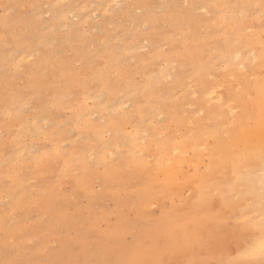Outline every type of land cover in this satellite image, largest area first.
I'll list each match as a JSON object with an SVG mask.
<instances>
[{"label": "rangeland", "instance_id": "374dc122", "mask_svg": "<svg viewBox=\"0 0 264 264\" xmlns=\"http://www.w3.org/2000/svg\"><path fill=\"white\" fill-rule=\"evenodd\" d=\"M263 29L264 0H0V264H261L252 250L264 223L256 199L264 167L242 165L248 187L228 192L229 170L211 176L197 203L194 181L171 187L155 165L162 161L167 169L182 151L190 159L198 155L199 172H205L214 160L208 156L246 154L238 129L251 128L257 117L253 95L264 81Z\"/></svg>", "mask_w": 264, "mask_h": 264}, {"label": "bare ground", "instance_id": "6f19581e", "mask_svg": "<svg viewBox=\"0 0 264 264\" xmlns=\"http://www.w3.org/2000/svg\"><path fill=\"white\" fill-rule=\"evenodd\" d=\"M223 6V5H222ZM225 6V5H224ZM225 14V13H224ZM227 15H229V14H227ZM226 15V16H227ZM225 16V17H226ZM224 31V30H223ZM263 31H264V29H263ZM225 32V31H224ZM224 32H222V34L224 33ZM264 33V32H263ZM259 33H257V35H258ZM256 35V36H257ZM225 37V36H224ZM228 37L226 36V38L225 39H227ZM257 38L260 40V38L257 36ZM229 39V38H228ZM254 40H256V38L254 39ZM264 40V39H263ZM263 40H260V42L262 41L263 42ZM223 41L221 40L220 41V43H222ZM260 42H259V44H260ZM224 43V42H223ZM250 43V42H249ZM253 43V42H252ZM259 44H257V48H258V45ZM215 45H217L218 46V44H215ZM225 45H227L226 44V41H225ZM229 45V44H228ZM247 45H249V44H247ZM232 47V46H231ZM256 47V46H255ZM254 47V48H255ZM260 47V46H259ZM131 48V47H130ZM187 48V47H186ZM196 48V47H195ZM216 48V47H215ZM214 48V49H215ZM224 48L225 47H223V50H224ZM230 48V47H229ZM228 48V49H229ZM233 48V47H232ZM240 48V47H239ZM261 48V47H260ZM219 49V48H218ZM241 49V48H240ZM240 49H238L239 51H242V50H240ZM243 49V48H242ZM217 50V49H216ZM215 50V51H216ZM231 50V49H230ZM229 50V51H230ZM237 50V51H238ZM259 50H261V49H259ZM258 50V51H259ZM264 50V49H263ZM244 51V50H243ZM254 51V50H253ZM193 53V52H192ZM238 53V52H237ZM237 53H236V55H237ZM244 53H246V52H244ZM189 54V53H188ZM239 54V53H238ZM242 54V53H241ZM226 55V54H225ZM232 55V54H231ZM230 55V56H231ZM234 55H235V53H234ZM201 56V55H200ZM237 56H240V55H237ZM253 56H255V55H253ZM252 56V57H253ZM217 57V56H216ZM235 57V56H234ZM237 58V57H236ZM257 58V57H256ZM110 59H112L111 57H110ZM219 59H222V58H219ZM227 59V58H226ZM234 59V58H233ZM239 59V58H238ZM241 59L243 60V58H242V56H241ZM245 59H249V58H245ZM260 58L258 57V60H259ZM194 60H196V59H194ZM205 60V59H204ZM236 61H237V59H235ZM252 60H253V58H252ZM206 61V60H205ZM208 61H210V60H208ZM230 61V60H229ZM234 61V60H233ZM236 61H235V63H236ZM244 61V60H243ZM242 61V63H241V65L243 64V63H245V62H243ZM260 61V60H259ZM262 61L263 60H261V63H262ZM110 62V61H109ZM113 62V61H112ZM222 62V61H221ZM227 62V61H226ZM232 62V61H231ZM240 62V61H239ZM209 63V62H208ZM228 63V62H227ZM258 63V62H257ZM256 63V64H257ZM236 64H239V63H236ZM259 64H260V62H259ZM263 64V63H262ZM224 65H226V63H224ZM230 65V64H229ZM235 65V64H234ZM234 65H231V66H234ZM240 66V65H239ZM239 66L238 67H236V68H239ZM262 66V65H261ZM183 67V66H182ZM185 67V66H184ZM183 67V68H184ZM241 67V66H240ZM194 67L192 66V69H193ZM228 68V67H227ZM234 68V67H233ZM232 68V69H233ZM241 68H243V67H241ZM260 68V67H259ZM258 68V69H259ZM262 68V67H261ZM185 69H186V67H185ZM195 69V68H194ZM200 69H201V67H200ZM229 69V68H228ZM227 69V70H228ZM240 69V68H239ZM238 69V70H239ZM257 69V70H258ZM188 70V69H187ZM198 70V69H197ZM226 70V72H229V71H227ZM241 70V69H240ZM260 70V69H259ZM258 70V71H259ZM184 72L186 71V70H183ZM192 71H194V70H192ZM195 71H196V69H195ZM202 71V70H201ZM230 71H232V70H230ZM242 71V70H241ZM200 72V71H199ZM226 72H225V74H226ZM261 72V71H260ZM260 72H259V74H260ZM162 73V72H161ZM161 73L159 74V75H161ZM257 73V72H256ZM197 74H198V72H197ZM233 74V73H232ZM159 75H157V76H159ZM200 75V74H199ZM228 75H229V73H228ZM234 75V74H233ZM247 75V74H246ZM245 75V76H246ZM255 75V74H254ZM254 75H252L253 77H254ZM102 76V75H101ZM100 76V77H101ZM107 76V75H106ZM177 76V75H176ZM202 76V75H201ZM103 77H104V75H103ZM160 77V76H159ZM228 78H231L232 77V75L229 77V76H227ZM237 77V76H236ZM197 78V77H196ZM233 78H234V76H233ZM242 78V77H241ZM245 78H248V77H245ZM198 79V78H197ZM237 79H238V77H237ZM251 79V78H250ZM254 79V78H253ZM259 79V78H258ZM103 80V79H102ZM260 80V79H259ZM151 81V80H150ZM150 81L148 82L149 84H150ZM245 81H247V79L245 80ZM107 81L105 80V82H104V84L106 83ZM232 82H234L233 80L231 81V85H232ZM154 83H155V81H154ZM103 84V85H104ZM128 84V83H127ZM126 84V85H127ZM148 84V85H149ZM234 84V83H233ZM236 84H237V81H236ZM255 84H257V81H255ZM157 85H158V82H157ZM156 85V86H157ZM231 85H228L229 87H231ZM94 86V85H93ZM98 86V85H97ZM96 86V87H97ZM129 86V85H128ZM214 86V85H213ZM252 86V85H251ZM233 87V86H232ZM235 87H239V85L238 86H236V85H234V88ZM95 88V87H94ZM103 88V86L101 87V89ZM147 88V87H146ZM152 88V87H151ZM157 88V87H156ZM155 88V89H156ZM233 88V89H234ZM246 88V87H245ZM253 88V87H252ZM96 89V88H95ZM120 90H121V88H119ZM127 89V88H126ZM142 89V88H141ZM152 89H154V88H152ZM154 89V90H155ZM255 89H257V91H256V95H253V96H255V100L253 101L254 102V104H255V106L258 108V113L256 114L257 115V117H256V120H255V122H254V124H253V126L251 127V128H249L248 127V129H245V128H240V126H237V128L236 129H238V127L240 128V129H238L239 130V140H238V143L242 146V147H244L245 146V149H246V154H239L238 152H239V150H238V154L239 155H237V154H234V153H232L233 155H236L235 157H232V154L230 153V152H227L226 153V151H230V150H226L225 152H220L219 153V156L217 155L216 156V158H215V156H214V154L213 155H211V156H208L209 158H210V160H212V159H214L213 160V164L210 166V162H208V164H209V168L205 171V172H199V168H201V166H200V164H199V161H198V155H196V157L194 158H188L186 155H185V153L184 152H182L181 151V153L178 151L179 150V148H182L181 146H178L179 145V142H178V145L176 144V146H177V148H178V150H176L177 152H179L180 153V157L169 167V166H167L168 168L167 169H165V165H163V162L162 161H159L158 162V160H156L157 161V163H156V170L158 171V173H161L162 174V176H163V181H164V184H165V180H166V183L167 184H173V183H175L174 185L176 186V183H179V184H182V185H186V184H189V183H191V184H193V181H194V183L196 184V188H197V195H196V197H195V201H197V203H200L201 202V197H202V194H201V192L203 191V189L206 187V184H207V182L209 181L208 179L211 177V176H213V177H215V175H217L218 176V174H226L227 172H229L230 174L229 175H231V177H230V181L228 182V183H226V192H228V191H230L232 188H234L235 186H246V182H247V175L246 174H244V173H241V171H240V169L243 171V166L242 165H246V166H256L257 167V165H261L262 166V168L264 167L263 165H264V81H261V82H259L258 84H257V87L255 88ZM120 90H119V93H120ZM149 90V89H148ZM144 91H145V89H144ZM144 91H142V93L144 92ZM230 91V90H229ZM234 91H235V89H234ZM234 91H232V92H234ZM248 91V90H247ZM107 92V91H106ZM109 92V91H108ZM124 92H126V91H124ZM145 92H147V91H145ZM144 92V93H145ZM231 92V93H232ZM249 92H250V90H249ZM252 92V91H251ZM123 93V92H122ZM140 92H138L137 93V95L139 94ZM214 93V92H213ZM213 93H212V95H213ZM109 94V93H108ZM124 94V93H123ZM151 94V93H150ZM158 94V93H157ZM249 94V93H248ZM209 95H210V93H209ZM241 95H243V94H241ZM240 95V96H241ZM244 95H246V94H244ZM116 96H117V94H116ZM211 96V95H210ZM209 96V97H210ZM216 96V95H215ZM232 96H234L233 94H232ZM248 96V95H247ZM106 97V96H105ZM150 97V96H149ZM244 96H242V97H239V98H243ZM246 97V96H245ZM110 98V97H109ZM109 98H107V101H108V99ZM151 98H153V96L151 97ZM151 98H150V100H151ZM154 98H156V97H154ZM159 98V97H158ZM214 98V97H213ZM217 99H218V97H216ZM230 98V97H229ZM236 98V97H235ZM113 99V98H112ZM157 99V98H156ZM234 99V98H233ZM233 99L231 100V102L233 101ZM246 99H248V97L246 98ZM148 99H146V101H147ZM220 100V101H219ZM236 100V99H235ZM250 100V99H249ZM96 102H97V100H95ZM104 101H106V100H104ZM215 101H217V100H215ZM214 101V102H215ZM218 101L219 102H221V104H222V101H221V99H218ZM228 101V100H227ZM237 101H238V99H237ZM237 101H236V103H237ZM102 102V101H101ZM101 102L99 103V102H97V103H99L98 105L101 107ZM143 102V101H142ZM151 102V101H150ZM225 102V101H224ZM252 102V103H253ZM105 103V102H104ZM147 103H149V101L147 102ZM121 104V103H120ZM150 104V103H149ZM149 104L147 105V106H149ZM219 104V103H218ZM238 104V103H237ZM97 105V106H98ZM216 105H217V102H216ZM215 105V108L213 109L214 110V112H215V110H216V108H218L219 106H220V104H219V106L217 107ZM96 106V105H95ZM103 106V105H102ZM105 106V105H104ZM233 106V105H232ZM237 106V105H236ZM244 106H246V105H242V107H244ZM81 107V106H80ZM79 107V108H80ZM99 107V108H100ZM109 107V106H108ZM150 107V106H149ZM223 107V106H222ZM234 107H235V105H234ZM241 107V106H240ZM102 108V107H101ZM110 108H112V107H110ZM140 108V107H139ZM139 108H138V110H139ZM142 108V107H141ZM140 108V109H141ZM224 108H225V105H224ZM237 108H239V107H236L235 109H237ZM249 108V110L251 109V107H248ZM86 109V107L84 108V110ZM107 109V108H106ZM106 109H104V110H106ZM146 109V108H145ZM145 109H144V111H145ZM227 109L228 108H226L225 109V111L224 112H226L227 111ZM241 109V108H240ZM252 109H254V107L252 108ZM108 110V109H107ZM106 110V111H107ZM152 110V109H151ZM212 110V109H211ZM229 110V109H228ZM238 110V109H237ZM242 110V109H241ZM241 110H238V112L239 111H241ZM113 111H115V110H113ZM112 110H111V112H113ZM117 111V110H116ZM139 111H141V112H139V114L140 113H142V110H139ZM158 111V110H157ZM246 111H248V110H246ZM84 112V111H83ZM147 112V111H146ZM245 112V111H244ZM108 113V112H107ZM216 113V112H215ZM226 113H228V112H226ZM232 113H234V110H232ZM253 113V112H252ZM9 114V113H8ZM115 114V113H114ZM136 114V113H135ZM138 114V115H139ZM151 114V113H150ZM210 114V113H209ZM229 114V113H228ZM83 115V114H82ZM137 115V114H136ZM216 115V114H215ZM231 115V114H230ZM85 116H86V114H85ZM111 116H113V114H111ZM143 116V115H142ZM158 116V115H157ZM237 116V115H236ZM239 116V115H238ZM141 117V116H140ZM207 117V116H206ZM206 117L204 116V118L206 119ZM214 117V116H213ZM216 117V116H215ZM225 117H226V115H225ZM227 117H228V115H227ZM253 117V116H252ZM122 118H124V117H122ZM141 118H145V116L144 117H141ZM141 118H140V120H141ZM203 118V119H204ZM216 118H218V116L216 117ZM216 118H214V120L213 121H215L216 120ZM130 119V118H129ZM202 119V120H203ZM228 120H229V118H227ZM240 119V118H239ZM78 120V119H77ZM83 120V119H82ZM87 120V119H86ZM136 120H138V119H136ZM209 120V119H208ZM218 120V119H217ZM79 121H81V119L79 118ZM79 121H78V123H79ZM127 121H128V119H127ZM201 121V120H200ZM200 121H198L199 123H200ZM203 121H207V120H203ZM239 121V120H238ZM237 121V122H238ZM139 122V121H138ZM141 122V121H140ZM208 122V121H207ZM207 122H206V124H207ZM210 122V121H209ZM232 122V121H231ZM235 122V121H234ZM83 123H85V121L83 122ZM87 123H89L88 121H87ZM205 123V122H204ZM218 123V122H217ZM216 123V124H217ZM247 123V122H246ZM249 123V122H248ZM77 124V123H76ZM86 124V123H85ZM78 125H80V129H82V127H81V124H78ZM83 125V124H82ZM89 125H90V123H89ZM138 125V124H137ZM215 125V124H214ZM214 125H213V127H214ZM233 125V124H232ZM237 125V124H236ZM246 125V127H247V124H245ZM87 126H88V124H87ZM199 126V125H198ZM92 127V126H91ZM110 127H112L113 128V126H110ZM202 127H203V125H202ZM207 127V126H206ZM223 127V126H222ZM228 127H230L231 128V126H229L228 125ZM135 128H137V126H135ZM142 128V127H141ZM196 128H197V125H196ZM108 129H110V128H108ZM206 129V128H205ZM215 129V128H214ZM235 129V130H236ZM93 130H95V132H93V134H95L96 132H97V130H96V126L94 127V129ZM139 130V129H138ZM163 130H164V128H163ZM194 130V129H193ZM208 130V129H207ZM224 130V129H223ZM99 131H101L102 132V129L101 130H99ZM107 131V130H106ZM121 131V130H120ZM135 131V130H134ZM202 131H204V130H202ZM211 131V130H210ZM61 132V131H60ZM100 132V133H101ZM116 132V131H115ZM122 132V131H121ZM136 133H137V131H135ZM201 132V131H200ZM214 132H215V130H214ZM221 132V131H220ZM233 132H234V130H233ZM236 132V131H235ZM125 133V132H124ZM133 133V132H132ZM132 133H131V136H130V138H132ZM138 133H140V132H138ZM193 133V132H192ZM199 133V132H198ZM205 133V132H204ZM206 133H207V131H206ZM205 133V134H206ZM61 134H62V132H61ZM60 133H58V136L59 137H61L62 135H61ZM97 134V133H96ZM95 134V135H96ZM113 134V133H112ZM126 134V133H125ZM203 134V133H202ZM238 133H236V135H237ZM98 135V134H97ZM96 135V136H97ZM123 135V134H122ZM121 135V136H122ZM204 135V134H203ZM222 135H224V134H222ZM226 135H227V132H226ZM232 135V134H231ZM236 135H234V136H236ZM89 136V135H88ZM95 136V137H96ZM101 136V135H100ZM119 135H117V137H118ZM150 136V135H149ZM193 136H194V134H193ZM197 136V135H196ZM195 136V137H196ZM134 137V136H133ZM140 137V136H139ZM143 137V136H142ZM152 137V136H151ZM150 137V138H151ZM205 137V136H204ZM203 137V138H204ZM229 137H231V136H229ZM94 138V137H93ZM120 138H122V137H120ZM125 138H126V136H125ZM124 137H123V139H125ZM190 138V137H189ZM217 138V137H216ZM225 138H228V136L226 137L225 136ZM96 139V138H95ZM100 139H101V142L103 141L102 140V138L100 137ZM99 139V140H100ZM116 139V138H115ZM115 139H113V140H115ZM127 140H128V138H126ZM141 139H143V138H141ZM149 138H147V140H148ZM153 138H151V140H152ZM180 139V138H179ZM193 139V138H192ZM205 139V138H204ZM204 139H203V141H204ZM212 138H210V140H211ZM238 139V138H237ZM112 140V141H113ZM116 140H118V139H116ZM127 140H124V142L125 141H127ZM135 140V138L133 139V141ZM137 140H140L139 138L137 139ZM176 140V139H175ZM183 140V139H182ZM191 140V139H190ZM194 140V139H193ZM215 140V139H214ZM217 140V139H216ZM215 140V141H216ZM227 140H229V139H227ZM232 140V139H231ZM230 140V141H231ZM157 141V140H156ZM184 141V140H183ZM207 141V140H206ZM226 141V140H225ZM229 141V142H230ZM89 142V141H88ZM92 142V141H91ZM94 142V141H93ZM92 142V143H93ZM97 142H98V140H97ZM116 142V141H115ZM114 142V143H115ZM123 142V143H124ZM149 143H150V141H148ZM154 142V141H153ZM167 142V141H166ZM185 142V141H184ZM184 142H182V143H184ZM187 142V141H186ZM185 142V143H186ZM188 142H189V139H188ZM205 142V141H204ZM232 142H233V140H232ZM90 143V142H89ZM95 143V142H94ZM155 143V142H154ZM168 143H169V141H168ZM168 143H166L167 145H168ZM91 144V143H90ZM100 144V143H99ZM125 144V143H124ZM132 144V143H131ZM134 144V143H133ZM171 144H174V142H172ZM194 144V143H193ZM198 144V143H197ZM204 144V143H203ZM207 143H205V145H206ZM116 145V144H115ZM128 145V144H127ZM186 145V144H185ZM184 145V146H185ZM207 145H209V144H207ZM212 145V144H211ZM216 145V147H217V144H215ZM215 145H212V146H215ZM101 146V145H100ZM102 146H103V144H102ZM102 146L101 147H99V149L100 148H102ZM114 146V145H113ZM113 146H111L110 147V149H112L113 148ZM122 146H124V145H122ZM147 146V145H146ZM159 146H161V145H159ZM158 146V147H159ZM80 147V146H79ZM97 147V149H98V146H96ZM116 149H117V147H118V145L117 146H114ZM128 147V146H127ZM162 147V146H161ZM164 147V146H163ZM168 147H172L171 145L169 146L168 145ZM175 147V146H174ZM192 147V146H191ZM231 147V146H230ZM238 147V146H237ZM242 147H240V148H242ZM90 148V147H89ZM94 148V147H93ZM176 148V147H175ZM187 148V147H186ZM204 148V147H203ZM211 148V147H210ZM233 148V147H232ZM234 148H235V145H234ZM96 149V150H97ZM136 149V148H135ZM138 149H139V147H138ZM155 149H158L157 148V146L156 147H154V150ZM162 149V148H161ZM161 149H160V151H161ZM188 150H189V148H187ZM199 149H200V147H199ZM209 149V148H208ZM208 149H206V151L208 150ZM212 149V148H211ZM231 149V148H230ZM237 149V148H236ZM53 150V149H52ZM88 150V149H87ZM92 150V149H91ZM103 150V149H102ZM129 150H131V149H129ZM163 150V149H162ZM186 150V149H185ZM191 150H192V148H191ZM203 150V149H202ZM204 150H205V148H204ZM233 150V149H232ZM231 150V151H232ZM235 150V149H234ZM84 151V150H83ZM121 151V150H120ZM124 151V150H123ZM134 151V150H133ZM210 151V150H209ZM212 151V150H211ZM210 151V152H211ZM54 152H56V150H54ZM53 152V153H54ZM80 152V151H79ZM88 152H89V150H88ZM87 152V153H88ZM97 152V151H96ZM142 152H145V153H147L146 152V150H144V151H142ZM152 152V151H151ZM155 152V151H154ZM173 153L175 152V150L174 151H172ZM197 152V151H196ZM199 152H202L201 151V149H200V151ZM217 152V151H216ZM218 152H219V150H218ZM234 152V151H233ZM82 152H80V154H81ZM92 153H94L95 154V151L94 152H92ZM101 153V152H100ZM127 153V152H126ZM129 153V152H128ZM176 153V152H175ZM187 153H189V152H187ZM204 153V152H203ZM215 153V152H214ZM230 153V154H229ZM236 153V152H235ZM50 154V153H49ZM51 154H52V151H51ZM57 154V153H56ZM85 154V153H84ZM120 154V153H119ZM140 154V153H139ZM161 154V153H160ZM172 154V153H171ZM211 154V153H210ZM229 154V155H228ZM59 155V154H58ZM96 155V154H95ZM106 155H107V152H106ZM112 155V154H111ZM126 155H128V154H126ZM141 155V154H140ZM139 155V156H140ZM147 155V154H146ZM152 155H153V153H152ZM152 155H151V157H152ZM167 155V154H166ZM192 155H195V153L194 154H192ZM192 155H189V156H191L192 157ZM206 156V154L204 153L203 154V157H205ZM56 155H55V153H54V157H55ZM131 156V155H130ZM138 156V157H139ZM142 156V155H141ZM140 156V157H141ZM159 156V155H158ZM171 156V155H170ZM177 156H179V155H177ZM202 156V155H201ZM60 157V156H59ZM59 157H57L58 159H59ZM77 157V156H76ZM81 157H83V155L81 156ZM107 157H109V156H107ZM123 157V156H122ZM150 157V156H149ZM160 157V156H159ZM158 157V158H159ZM56 158V157H55ZM61 158V157H60ZM71 158V157H70ZM84 158V157H83ZM83 158H81V159H79L80 161H82L83 163H87V161H85L84 162V159ZM85 158H87V157H85ZM100 158V157H99ZM125 158H126V156H125ZM124 158V159H125ZM171 158V157H170ZM169 158V159H170ZM201 159H203L202 157H200ZM74 159H75V156H74ZM78 159V158H77ZM77 159H76V161H77ZM93 159V158H92ZM95 159H97V158H95ZM94 159V160H95ZM133 159V158H132ZM136 159H138V158H135V160L132 162L130 159V162L133 164L135 161H136ZM154 159V158H153ZM159 159H161V158H159ZM172 159H174V157L172 156ZM171 159V160H172ZM18 160V159H17ZM93 160V161H94ZM99 160V159H98ZM107 160H108V158H107ZM120 160V159H119ZM118 160V161H119ZM127 160H128V158H127ZM155 160V159H154ZM165 160V159H164ZM167 160V159H166ZM175 160V159H174ZM209 160V161H210ZM15 161H16V158H15ZM74 161V160H73ZM75 161V162H76ZM89 161H92V160H89ZM97 161V160H96ZM138 161H139V159H138ZM151 161H152V159H151ZM169 161V160H168ZM167 161V164L169 163ZM11 162L12 161H8V163H10L11 164ZM17 162V161H16ZM99 162V161H98ZM103 162V161H102ZM105 162H108L109 164L111 163V161H105ZM120 162H122V161H120ZM155 162V161H154ZM205 162V161H204ZM65 163H66V161H65ZM85 163V164H86ZM90 163V162H89ZM92 163V162H91ZM107 163V164H108ZM172 163V162H171ZM212 163V162H211ZM39 164V163H38ZM67 164V163H66ZM73 164V163H72ZM88 164V163H87ZM86 164V165H87ZM93 164V163H92ZM118 164H121V163H118ZM128 164H130L129 163V161H128ZM199 164V165H198ZM202 164V163H201ZM204 164V163H203ZM202 164V165H203ZM207 164V163H206ZM12 165H13V162H12ZM80 165V164H79ZM83 165V164H82ZM86 165H84V169L86 168V167H88V166H86ZM99 165V163L98 164H96L95 166H98ZM115 165V164H114ZM123 165V164H122ZM127 165V164H126ZM135 165V164H134ZM140 165H142V164H140ZM11 166V165H10ZM13 166H15V165H13ZM39 166V165H38ZM86 166V167H85ZM101 166V165H100ZM109 166V165H108ZM111 166V165H110ZM109 166V167H110ZM128 166L129 165H127L126 167L128 168ZM200 166V167H199ZM245 166V167H246ZM65 167V166H64ZM67 167V166H66ZM94 167V166H93ZM106 167H107V165H106ZM116 167V166H115ZM124 167V166H123ZM205 167V166H204ZM244 167V168H245ZM89 168V167H88ZM111 168V167H110ZM113 168V167H112ZM120 168H121V166H120ZM127 168H125V169H127ZM130 168V167H129ZM186 168V169H185ZM249 168V167H248ZM259 168V167H258ZM67 170H68V168H66ZM64 170V171H67V170ZM69 169H70V167H69ZM92 169V168H91ZM97 169V168H96ZM100 169V168H99ZM117 171L119 170L118 169V166H117ZM116 169H115V171H116ZM124 169V168H123ZM131 169V168H130ZM136 169V168H135ZM205 169H206V167H205ZM247 169V168H246ZM245 169V170H246ZM253 170H255L254 168H252ZM86 171H87V168L85 169ZM98 170V169H97ZM111 170V169H110ZM187 170V171H186ZM190 170V171H189ZM229 170V171H228ZM253 170H251V173L253 172ZM262 171L264 170V169H261ZM106 171H107V169H106ZM201 171V170H200ZM247 171V170H246ZM250 171V170H249ZM249 171H247L248 173H249ZM68 172V171H67ZM67 172H66V174H67ZM85 172V171H84ZM100 172H101V170H100ZM120 172H122V171H120ZM150 172V171H149ZM189 172H191V174H189ZM244 172V171H243ZM264 172V171H263ZM92 173V172H91ZM105 174L107 173V172H104ZM115 173H117V172H115ZM246 173V172H245ZM261 173V172H260ZM62 174H64L65 175V172L64 173H62ZM96 174V173H95ZM113 174H114V172H113ZM118 174V173H117ZM117 174H115V175H117ZM228 174V173H227ZM258 174V173H257ZM101 175V174H100ZM108 175V174H107ZM110 175V174H109ZM221 175H219V176H221ZM264 175V174H263ZM112 176V175H111ZM110 176V177H111ZM119 176H120V173H119ZM118 175L116 176V178L117 177H119ZM216 176V177H217ZM218 176V177H219ZM222 176H224L225 177V175H222ZM226 176H228V175H226ZM253 175H249V177H251V178H253L252 177ZM105 177H106V175H105ZM104 177V178H105ZM115 177V176H114ZM113 177V178H114ZM127 177V176H126ZM131 177V176H130ZM260 177H261V174H260ZM263 177V176H262ZM120 178V177H119ZM122 178V177H121ZM221 178V177H220ZM227 178V177H226ZM250 178V179H251ZM255 178V177H254ZM257 178H259V177H257ZM108 179V178H107ZM106 179V180H107ZM111 179V178H110ZM110 179H108V180H110ZM138 179V178H137ZM136 179V181H139V180H137ZM141 179V178H140ZM260 179V178H259ZM257 180V179H255L256 180V182L257 181H259V183L258 184H262V182H260V180ZM261 179H263V178H261ZM95 180V179H94ZM93 180V181H94ZM100 180V179H99ZM117 180V179H116ZM115 180V182H117ZM121 180V179H120ZM217 179H215V181H216ZM253 180V179H252ZM255 180L253 181V182H255ZM264 180V179H263ZM80 181V180H79ZM130 181V180H129ZM128 181V182H129ZM131 181H133V180H131ZM130 181V182H131ZM100 182V181H99ZM109 182H111V181H109ZM127 182V183H128ZM133 182H135V180L133 181ZM140 182V181H139ZM144 182H146V181H144ZM120 183L121 182H119V185H120ZM136 183V182H135ZM78 184L80 185V182H78ZM77 184V185H78ZM118 184V183H117ZM139 184V183H138ZM210 184V183H209ZM260 184V185H261ZM78 185V186H79ZM127 185V184H126ZM170 185V186H171ZM178 185V184H177ZM211 185V184H210ZM210 185H208L209 187H210ZM257 185V184H256ZM259 185V186H260ZM81 186V185H80ZM105 186V185H104ZM123 186V185H122ZM170 186H169V188H170ZM191 186H193V185H191ZM211 186H213V185H211ZM215 186V185H214ZM217 186V185H216ZM252 186H255V185H252ZM118 187V186H117ZM116 187V188H117ZM126 187H128V186H126ZM153 187V186H152ZM171 187H173V185L171 186ZM248 186H246V188H247ZM249 187H251V186H249ZM82 188V187H81ZM84 188V187H83ZM107 188V187H106ZM142 188V187H141ZM151 188V187H150ZM149 188V189H150ZM190 188V187H189ZM218 188V187H217ZM222 188V187H221ZM221 188H219L220 190H221ZM246 188H245V190H246ZM104 189H105V187H104ZM134 189V188H133ZM152 189V188H151ZM176 189H178V188H176ZM211 189H212V187H211ZM215 189V188H214ZM213 189V190H214ZM253 189V188H252ZM259 189H260V194L256 197V199L258 200V202H259V207H260V210L261 211H259V212H262V214L264 215V186L263 187H259ZM258 188L256 189L257 190V193H258V190H259ZM90 190V189H89ZM123 190H124V187H123ZM127 190V189H126ZM130 190H132V189H130ZM129 189H128V195H129V191H130ZM135 190V189H134ZM192 190V189H191ZM207 190V189H206ZM244 190V191H245ZM87 191V190H86ZM116 191H119V190H117L116 189ZM121 191V190H120ZM138 191V190H137ZM139 191H140V189H139ZM144 191V190H143ZM150 191V190H149ZM183 191V190H182ZM189 191V189L186 191V192H188ZM193 191V190H192ZM207 191H209V189L207 190ZM217 191V190H216ZM247 191H248V189H247ZM252 191V190H251ZM251 191H249V192H251ZM111 192V191H110ZM114 192V191H113ZM123 192L124 191H122V194H123ZM148 192V191H147ZM155 192H157L156 191V189H155ZM206 192V191H205ZM221 192V191H220ZM117 193V192H116ZM120 193V192H119ZM126 193V192H125ZM134 193V195L135 194H137L136 193V190H135V192H133ZM133 193H131L132 195H133ZM142 193V192H141ZM141 193H139L138 195H140ZM149 193H151V191L149 192ZM160 193V192H159ZM161 193H163V192H161ZM181 193H185L184 191L183 192H181ZM212 193V190H211V192L208 194V195H210ZM245 193H246V191H245ZM12 194V193H11ZM85 194V193H84ZM110 194V193H109ZM115 194V193H114ZM113 194V195H114ZM145 194V193H144ZM143 194V195H144ZM148 194V193H147ZM204 194V193H203ZM219 194V193H218ZM221 194V193H220ZM242 196L244 195L243 194V191H242V193H240ZM239 194V195H240ZM81 195V194H80ZM90 195V194H89ZM117 195V194H116ZM163 195V194H162ZM161 195V196H162ZM179 195V194H178ZM181 195V194H180ZM179 195V196H180ZM183 195V194H182ZM181 195V196H182ZM216 195V194H215ZM238 194H237V196H239ZM251 195V194H250ZM256 195V194H255ZM10 196V195H9ZM91 196V195H90ZM117 196H119L120 198H121V196L120 195H117ZM131 196V195H130ZM153 196V195H152ZM160 196V197H161ZM184 196V195H183ZM182 196V197H183ZM187 196V195H186ZM186 196H184V197H186ZM189 196V198H190V195H188ZM187 196V197H188ZM203 196H205V195H203ZM207 196V195H206ZM214 196V195H213ZM216 196H218V195H216ZM215 196V199L217 198ZM220 196V195H219ZM218 196V197H219ZM230 195H228V197H229ZM116 197V196H115ZM118 197V198H119ZM128 196L126 195V198H127ZM138 197V196H137ZM139 197H141V196H139ZM222 197H223V195H222ZM227 197V198H228ZM236 197V196H235ZM240 197V196H239ZM239 197H237V199L239 198ZM108 198V197H107ZM111 198V197H110ZM113 198V197H112ZM126 198H125V202H126ZM143 198V197H142ZM162 198V197H161ZM203 198H207V197H203ZM213 198V197H212ZM211 198V199H212ZM115 199H117V197L115 198ZM114 199V200H115ZM123 199V198H122ZM138 199V198H137ZM178 199V198H177ZM180 199V198H179ZM191 199V198H190ZM244 199V198H243ZM247 199V198H246ZM246 199H244V200H246ZM249 199V198H248ZM253 199V198H252ZM187 200H189V199H187ZM193 199H191V201H192ZM203 200V199H202ZM204 200H206V199H204ZM229 199H227V201H228ZM240 200H242V199H240ZM162 202H164L163 200H161ZM212 201H213V199H212ZM214 201H216V200H214ZM226 201V200H225ZM229 201H231V199L229 200ZM233 201H235V200H233ZM239 201V200H238ZM243 201V200H242ZM254 201H255V198H254ZM253 201V202H254ZM16 202V201H15ZM18 202V201H17ZM125 202H123V203H125ZM175 202V201H174ZM193 202V201H192ZM210 202V201H209ZM232 202V201H231ZM237 202V201H236ZM244 202H246V201H244ZM249 202H250V200H249ZM127 203H130V201L129 202H127ZM134 203V202H133ZM158 203V202H157ZM157 203H155V204H157ZM190 203V202H189ZM233 203V202H232ZM243 203V202H242ZM241 203V201H240V204H242ZM256 203V202H255ZM115 204H116V202H115ZM126 204V203H125ZM154 204V205H155ZM174 204V203H173ZM139 205V204H138ZM138 205H136V206H138ZM189 205V204H188ZM256 205H257V203H256ZM190 206V205H189ZM244 206V205H243ZM134 207V208H133ZM133 207L131 206L130 208H131V210H132V208L133 209H136V207H135V205H133ZM143 207H145L144 205H143ZM152 207V206H151ZM173 207V206H172ZM183 207V206H182ZM182 207H180V208H182ZM185 207V206H184ZM245 207V206H244ZM90 208V207H89ZM129 208V209H130ZM243 208V207H242ZM121 209V208H120ZM150 209V208H149ZM183 209V208H182ZM238 209V208H237ZM258 209V208H257ZM176 210V209H175ZM177 210H179V209H177ZM243 210V209H242ZM255 210H256V208H255ZM254 210V211H255ZM214 211V210H213ZM252 211V210H251ZM258 211H256V212H258ZM122 212V211H121ZM239 212V211H238ZM242 212V211H241ZM224 213V212H223ZM227 213H229V212H227ZM247 213V212H246ZM250 213H253V212H250ZM112 214V213H111ZM115 214V213H114ZM114 214H112V215H114ZM166 214V213H165ZM121 215V214H120ZM124 215V214H123ZM225 215V214H224ZM109 216V215H108ZM111 216V215H110ZM223 216V215H222ZM240 216H242V215H240ZM250 214H249V217L248 218H250ZM257 216H259V215H257ZM262 217V216H261ZM151 218V217H150ZM153 218H155V217H153ZM243 218V217H242ZM245 218V217H244ZM253 218V217H252ZM108 219V218H107ZM124 219H125V217H124ZM236 219V218H235ZM234 219V220H235ZM251 219V218H250ZM250 219H249V222H250ZM261 219V218H260ZM123 220V219H122ZM125 220H127V219H125ZM216 220V219H215ZM242 220H244V219H242ZM246 220H247V217H246ZM236 221H237V219H236ZM260 221V220H259ZM258 221V222H259ZM103 222V221H102ZM107 222V221H106ZM122 222H124V221H122ZM138 222V221H137ZM136 222V223H137ZM239 222V221H238ZM110 223V222H109ZM256 223V222H255ZM255 223H253V224H255ZM116 225H117V221H116V223H115ZM252 224V223H251ZM113 225H114V223H113ZM116 225H115V227H116ZM124 225V224H123ZM133 225V224H132ZM206 225H208V224H206ZM210 225V224H209ZM257 225V224H256ZM131 225H129V227H130ZM129 227H127V228H129ZM132 227V226H131ZM253 227H255L254 225H253ZM133 228V227H132ZM252 228V227H251ZM224 229V228H223ZM228 229V228H227ZM231 229V228H230ZM253 229V228H252ZM121 230V229H120ZM123 230V229H122ZM121 230V231H122ZM130 230V229H129ZM225 230V229H224ZM223 230V231H224ZM229 230V229H228ZM228 230L226 231L227 233H228ZM234 230V229H233ZM254 230V229H253ZM183 231V234H185V232H184V230H182ZM229 231H231V230H229ZM236 231V230H235ZM250 231H252V230H250ZM132 232V231H131ZM134 232V231H133ZM225 232V231H224ZM225 232V234L227 235V233ZM234 232V231H233ZM241 232V231H240ZM115 233V232H114ZM230 233V232H229ZM232 233V232H231ZM238 233H239V231H238ZM237 233V231H236V234H238ZM249 233V232H248ZM251 233V232H250ZM257 233H259V235H260V240H259V244L257 245V249L259 248V246H260V244L262 243V242H264V233H262L261 232V230H260V232H257ZM202 234V233H201ZM221 234V233H220ZM219 234V236L220 237H223L224 239H226L225 237H224V235H223V233H222V235H220ZM242 234V233H241ZM254 233H252V235H253ZM107 235V234H106ZM250 235V234H249ZM114 236V235H113ZM231 236V235H230ZM233 236V235H232ZM234 236H236V235H234ZM239 236H240V234H239ZM111 237V236H110ZM221 239V238H220ZM219 239V240H220ZM229 238H227V240H228ZM259 239V238H258ZM183 240H185V236L183 237ZM222 240V239H221ZM225 241L224 242V240H223V243H226V242H228V244L231 242V241H233V240H231L230 242L229 241ZM207 241V240H206ZM215 241V240H214ZM217 241V240H216ZM205 242V241H204ZM213 242V241H212ZM255 242V241H254ZM67 244V243H66ZM218 243L216 242V245H217ZM253 244V243H252ZM214 245V244H213ZM212 245V246H213ZM239 245H240V242H239ZM66 246V245H65ZM70 246V245H69ZM68 246V247H69ZM71 246H72V244H71ZM220 246V245H219ZM230 246V245H229ZM232 246H233V244H232ZM218 247V246H217ZM231 247V246H230ZM234 247H236V246H234ZM254 247H256V246H254ZM70 248V247H69ZM72 248V247H71ZM193 248V247H192ZM212 248V247H211ZM210 248V249H211ZM229 248V247H228ZM232 248V247H231ZM214 249V248H213ZM222 249V248H221ZM251 249V248H250ZM192 250V249H191ZM195 250V249H194ZM232 250V249H231ZM247 250V249H246ZM217 251V250H216ZM244 251V250H243ZM253 251V250H252ZM185 252H187V251H185ZM194 252V251H193ZM215 252V251H214ZM232 252V251H231ZM218 253V252H217ZM233 253V252H232ZM248 255H249V253H247ZM143 255V254H142ZM141 255V256H142ZM147 256H144V258L145 257H148L149 255L148 254H146ZM242 255V254H241ZM139 256H140V254H139ZM179 256V255H178ZM240 256V255H239ZM255 256V255H254ZM250 257V256H249ZM258 258H259V256H257ZM79 258V257H78ZM151 259V257H148V259ZM153 258H154V256H153ZM163 258H165V257H163ZM163 258H162V260H163ZM167 258V257H166ZM175 258V257H174ZM183 257H181V259H182ZM241 258H243V257H241ZM251 258H253V256L251 257ZM148 259H146V260H148ZM180 259V258H179ZM248 259V258H247ZM255 259H256V257H255ZM135 260V259H134ZM153 260V259H152ZM166 260V259H165ZM178 260V259H177ZM177 260H175V261H177ZM98 261V260H97ZM149 263L150 262H152L151 260L150 261H148ZM170 261H168V263H169ZM179 262H181V260L179 261ZM183 262V261H182ZM254 262V261H253ZM153 263V262H152ZM151 263V264H152ZM163 264H167V260H166V263H165V261L164 262H162ZM170 263H172L173 264V262H170ZM97 264V263H96ZM143 264H146V263H143ZM148 264V263H147ZM176 264H178V263H176Z\"/></svg>", "mask_w": 264, "mask_h": 264}, {"label": "snow or ice", "instance_id": "6c2138e0", "mask_svg": "<svg viewBox=\"0 0 264 264\" xmlns=\"http://www.w3.org/2000/svg\"><path fill=\"white\" fill-rule=\"evenodd\" d=\"M261 232L264 233V223L260 225ZM253 255H258L261 261V264H264V242H262L258 249L253 250Z\"/></svg>", "mask_w": 264, "mask_h": 264}]
</instances>
